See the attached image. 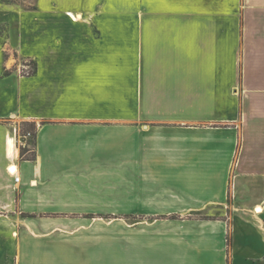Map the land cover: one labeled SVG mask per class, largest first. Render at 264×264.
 I'll use <instances>...</instances> for the list:
<instances>
[{
	"label": "crops",
	"instance_id": "crops-1",
	"mask_svg": "<svg viewBox=\"0 0 264 264\" xmlns=\"http://www.w3.org/2000/svg\"><path fill=\"white\" fill-rule=\"evenodd\" d=\"M80 1L39 11L104 2ZM206 1L227 0L177 5ZM242 7L263 12L264 0ZM220 19L134 17L142 26L128 30L118 15L66 10L8 21V42L35 68L2 75L0 62V264H264V12H244L241 112ZM18 122L34 127V160L20 157ZM122 157L127 214L166 218L134 219L127 255L120 243L107 254L104 226L80 217L119 214L104 210L121 199L104 184Z\"/></svg>",
	"mask_w": 264,
	"mask_h": 264
},
{
	"label": "rangeland",
	"instance_id": "rangeland-1",
	"mask_svg": "<svg viewBox=\"0 0 264 264\" xmlns=\"http://www.w3.org/2000/svg\"><path fill=\"white\" fill-rule=\"evenodd\" d=\"M156 1V2H155ZM224 1V0H223ZM41 0H0V62L2 65H6L5 70L1 71L2 75L8 74L10 70L18 71L21 67H26L21 70V74L33 71L34 62L26 55V52L22 53V49L17 45L11 44L8 42L10 25L8 21L19 20L20 18L25 21H31V18L39 15H54L62 14L66 10L82 12L85 17L89 16H112L118 15L128 19L125 23V26L129 30H135L139 28L140 24L131 23V19L134 17H145V16H208L216 15L220 17V21H224V18L227 21H230L229 26L232 29V63H233V107L237 109L238 112H241L243 102L241 103L240 94L242 92L241 88V65H242V33H243V17L244 12L248 15L255 17L261 15L262 10L258 9H244L242 7V0H227L226 5H221L214 7L209 6L208 1L202 2L201 7H184L180 8L177 5V0H104L102 4L95 5L91 7L84 8L83 6L78 7H44L39 11V4ZM83 4L81 0L79 2ZM119 3V5H117ZM151 3L156 4L152 6ZM112 5V6H111ZM48 6V5H46ZM31 26V24H25ZM218 26H225L224 24H219ZM19 37V36H18ZM128 58V64H133V57ZM131 58V61H130ZM15 64L10 67L11 64ZM11 63V64H10ZM10 64V65H9ZM35 68V67H34ZM18 149L20 151L21 157V148H27L28 152L25 156L30 157L34 154V127L28 122H18ZM223 127V126H222ZM229 127V126H228ZM237 127V126H236ZM27 130H30L31 133H28ZM26 132V135H23ZM30 134V135H29ZM26 136V138H24ZM124 157V156H123ZM122 157L121 167H120V176H115V183H112L108 180L112 177L106 178L104 184L106 193L117 192L120 194L121 199H114V204H111L109 200H105L104 210L106 212H119V214L111 215L104 214L101 216H91L84 215L80 218L84 223H99V225L104 226L105 231V250L107 254H110L115 244L121 245L120 253L123 255L124 251L127 255V247L125 243L128 240L129 226L133 223L134 219L137 221L144 220L146 217H134L129 214V191H130V181L128 174L127 161ZM22 158V157H21ZM117 179H120L118 182ZM134 188V184L132 185ZM134 190V189H132ZM139 190V189H138ZM174 217V216H173ZM152 222L160 219H165V216L157 217H148ZM146 218V219H148ZM177 218V217H174ZM148 224V223H147ZM117 253L119 250H116Z\"/></svg>",
	"mask_w": 264,
	"mask_h": 264
},
{
	"label": "trees",
	"instance_id": "trees-1",
	"mask_svg": "<svg viewBox=\"0 0 264 264\" xmlns=\"http://www.w3.org/2000/svg\"><path fill=\"white\" fill-rule=\"evenodd\" d=\"M27 132L31 133L30 130H27ZM34 132H35V130H34ZM23 135H26V132ZM27 152H28L27 148H21V157H22V159L23 160H34V154L32 156H30V157L25 156Z\"/></svg>",
	"mask_w": 264,
	"mask_h": 264
},
{
	"label": "built area",
	"instance_id": "built-area-1",
	"mask_svg": "<svg viewBox=\"0 0 264 264\" xmlns=\"http://www.w3.org/2000/svg\"><path fill=\"white\" fill-rule=\"evenodd\" d=\"M24 69H25V68H24ZM31 72H32V71L27 72L26 75H30ZM23 75H25V74H23ZM29 135H30V134H29ZM24 138H26V136H24ZM14 178H15V181H16V182H20V177H19L18 173H16V174L14 175Z\"/></svg>",
	"mask_w": 264,
	"mask_h": 264
},
{
	"label": "bare ground",
	"instance_id": "bare-ground-1",
	"mask_svg": "<svg viewBox=\"0 0 264 264\" xmlns=\"http://www.w3.org/2000/svg\"><path fill=\"white\" fill-rule=\"evenodd\" d=\"M70 15L72 16V14H70ZM78 15H81V13L74 14V16H78ZM16 171H17V168H16V167H13V169H11V173H12L13 175L16 174Z\"/></svg>",
	"mask_w": 264,
	"mask_h": 264
}]
</instances>
